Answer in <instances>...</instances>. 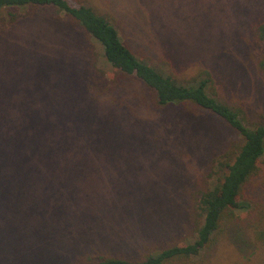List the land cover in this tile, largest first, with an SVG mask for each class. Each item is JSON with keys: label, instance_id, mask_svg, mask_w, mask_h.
I'll return each mask as SVG.
<instances>
[{"label": "rangeland", "instance_id": "obj_1", "mask_svg": "<svg viewBox=\"0 0 264 264\" xmlns=\"http://www.w3.org/2000/svg\"><path fill=\"white\" fill-rule=\"evenodd\" d=\"M67 1L107 17L136 56L176 80L210 74L213 93L241 108L248 126L264 122V41L256 29L264 0ZM12 12L13 20L0 13L2 125L28 131L31 142L62 138L72 155L28 160L4 178L15 182L5 247L15 254L36 241L42 263L74 264L76 256L61 255L136 261L189 241L201 222L196 197L225 173L219 162L241 136L194 104L158 106L141 82L118 77L100 44L65 13ZM260 169L245 188L251 209L239 224L201 256L172 264H264V158ZM28 263L27 254L15 260Z\"/></svg>", "mask_w": 264, "mask_h": 264}, {"label": "trees", "instance_id": "obj_2", "mask_svg": "<svg viewBox=\"0 0 264 264\" xmlns=\"http://www.w3.org/2000/svg\"><path fill=\"white\" fill-rule=\"evenodd\" d=\"M28 7H53L65 13L100 44L104 59L118 73V77H131L141 82L152 92L158 106L194 104L222 119L243 139L239 148L219 162L221 169L226 170L225 173L218 177L208 190L198 193L195 204L200 212L201 222L193 237L185 244L170 246L136 261L102 253L78 256V251H69L70 253L62 254L61 257L66 259L76 256L74 264H172L194 259L204 251L211 250L228 234L233 225L239 224L241 215L249 213L251 209L250 202L246 200L245 188L259 177L261 172L260 161L264 158V122H259L253 127L248 126L241 108L222 101L213 93L214 80L210 74L199 75L189 82H180L139 58L124 43L115 25L88 5L73 7L67 0H0V13L9 12L8 17L11 20L16 15L12 11ZM256 29L259 38L264 41V21L259 23ZM84 90L87 93L89 91L86 86ZM5 122L7 121L0 114V264H15L21 254L29 256L28 264H45L36 255L35 250L39 246L36 241H28L21 251L15 254H11L5 247L2 222L4 213L9 208L7 198H12L15 193L12 187L15 182L5 181L4 178L19 175L20 171L28 166V160L72 155V150L68 151L69 148L62 144V138L50 144H45L39 139L31 142L28 131L4 127L2 124ZM259 240L264 241V231L259 234ZM235 244L239 248L243 246L238 239Z\"/></svg>", "mask_w": 264, "mask_h": 264}]
</instances>
